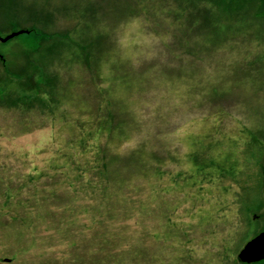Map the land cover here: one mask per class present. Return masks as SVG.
<instances>
[{"label": "rangeland", "instance_id": "obj_1", "mask_svg": "<svg viewBox=\"0 0 264 264\" xmlns=\"http://www.w3.org/2000/svg\"><path fill=\"white\" fill-rule=\"evenodd\" d=\"M28 1L38 13L35 17L28 8L27 21L35 26L39 20L40 28L63 31L68 37L45 43L41 55H35L45 70L48 93L56 98L50 109H11L10 95L0 105V133L14 134L0 139V151L18 150L16 157L39 170L41 163L63 161L57 159V145L75 140L78 124L73 122L86 120L88 97L97 98L83 86L88 70L81 62H86L85 56L81 60V48H94L98 76L122 71L165 75L168 100L156 130L164 128L157 137L166 179L147 198V193L141 195L142 215L128 219H143L148 233L171 240L174 246L180 232L194 234L188 242V260L264 264V258L237 260L244 244L264 232V0ZM4 4L12 7L17 0H0ZM20 28L18 21L1 25L0 36ZM23 39L17 35L0 41V52L20 53ZM230 70L231 74L239 70L236 79L228 77ZM243 71L248 72L247 79ZM134 88H128L133 94L126 95L117 86L105 93L116 104L124 100L118 105L145 119L155 103L148 100L141 108ZM122 138L113 139V151L121 152L116 145ZM90 193L78 195L87 202ZM206 227L213 237L201 248L197 237ZM21 262L29 264L27 257Z\"/></svg>", "mask_w": 264, "mask_h": 264}, {"label": "trees", "instance_id": "obj_2", "mask_svg": "<svg viewBox=\"0 0 264 264\" xmlns=\"http://www.w3.org/2000/svg\"><path fill=\"white\" fill-rule=\"evenodd\" d=\"M0 6L5 16L0 19V26L18 21L22 26L19 30L25 31L19 34L24 38L20 53L11 56L4 50L0 52V105L10 95L14 103L11 109L49 110L56 98L48 93L45 70L35 61V55H41L45 43L68 35L40 28L39 20L36 27L27 21L28 8L35 17L38 13L28 0H17L12 7ZM29 39L33 44H28ZM78 51L82 53L81 60L86 57V62H81L88 70L82 84L97 98L89 94L90 105L83 113L86 120L73 122L78 124L73 152H69L71 139L57 145V159L63 161L41 163L39 170L16 157L18 150L0 151V264H22L26 257L29 264H204L201 259L187 258L188 242L194 234L180 232V241L174 246L173 241L148 233L143 219H128L142 215L145 199L141 200V195L147 193V198L166 179L158 150L162 145L157 137L164 128L156 130V120L168 100L163 85L167 76L122 71L105 78L96 74L94 48L87 46ZM236 71L231 74L230 70L228 77L236 79L239 70ZM242 75L247 79L248 72L243 71ZM220 77L223 79V75ZM132 85H136L132 90L136 100L143 103L141 108L147 107L148 100L155 103L151 116L145 119L135 117L136 112L130 108L121 107L124 100L118 105L105 93L117 86L127 95ZM217 87L216 94H220ZM216 123H220L217 118ZM116 136L124 137L116 145L121 152L111 147ZM7 137L14 134L0 133V139ZM10 157L15 159L9 160ZM85 190L91 192L87 202L78 195ZM208 229L197 237L201 248L213 237ZM57 246L61 249L54 251ZM6 258L9 261H3Z\"/></svg>", "mask_w": 264, "mask_h": 264}, {"label": "water", "instance_id": "obj_3", "mask_svg": "<svg viewBox=\"0 0 264 264\" xmlns=\"http://www.w3.org/2000/svg\"><path fill=\"white\" fill-rule=\"evenodd\" d=\"M25 33V31H13L3 37H0L1 42L13 38L16 35ZM264 258V232L256 235L244 244L243 248L237 254V260L248 263Z\"/></svg>", "mask_w": 264, "mask_h": 264}]
</instances>
